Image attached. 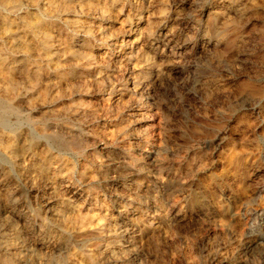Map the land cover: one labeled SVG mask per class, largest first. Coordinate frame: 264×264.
Instances as JSON below:
<instances>
[{"label":"rangeland","instance_id":"rangeland-1","mask_svg":"<svg viewBox=\"0 0 264 264\" xmlns=\"http://www.w3.org/2000/svg\"><path fill=\"white\" fill-rule=\"evenodd\" d=\"M31 1L0 0V264H264V0Z\"/></svg>","mask_w":264,"mask_h":264},{"label":"bare ground","instance_id":"bare-ground-1","mask_svg":"<svg viewBox=\"0 0 264 264\" xmlns=\"http://www.w3.org/2000/svg\"><path fill=\"white\" fill-rule=\"evenodd\" d=\"M27 1V0H26ZM31 1V0H30ZM41 1V0H40ZM24 2V1H23ZM32 2V1H31ZM43 3V2H42ZM33 4H35V3H33ZM43 5V4H42ZM30 6V5H29ZM46 6V5H45ZM68 7V6H67ZM19 10V9H18ZM37 12H38V10H37ZM18 13V12H17ZM41 14V13H40ZM15 15V14H14ZM23 15V14H22ZM30 15V14H29ZM44 15V14H43ZM9 16V15H8ZM17 16H19V15H17ZM6 17V16H5ZM21 17V16H20ZM9 18V17H8ZM24 18V17H23ZM26 18V17H25ZM15 19H17V18H15ZM27 19V18H26ZM26 19H25V21H26ZM37 19H38V17H37ZM12 20V19H11ZM34 20H35V18H34ZM1 21V20H0ZM23 21V20H22ZM21 21V22H22ZM30 21V20H29ZM9 23V22H8ZM23 23V22H22ZM19 24V23H18ZM25 24V23H24ZM39 24V23H38ZM40 25V24H39ZM48 25V24H47ZM12 27V26H11ZM18 27V26H17ZM24 27V26H23ZM35 27V26H34ZM37 27V26H36ZM2 28V27H1ZM19 28V27H18ZM30 28V27H29ZM41 28H44V27H41ZM40 28V29H41ZM3 29V28H2ZM35 29H37V28H35ZM39 29V30H40ZM42 30V29H41ZM5 31V30H4ZM14 31V30H13ZM45 31V30H44ZM21 32V31H20ZM26 32V31H25ZM37 32V31H36ZM48 32V31H47ZM1 33V32H0ZM33 33V32H32ZM38 33V32H37ZM14 34V33H13ZM26 34H27V32H26ZM40 34V33H39ZM38 34V35H39ZM25 35V34H24ZM30 35V34H29ZM32 35V34H31ZM38 35H37V37H38ZM42 35V34H41ZM27 36V35H26ZM3 37V36H2ZM12 37V36H11ZM29 37V36H28ZM44 37V36H43ZM1 38V37H0ZM23 38V37H22ZM48 38V37H47ZM17 39V38H16ZM15 39V40H16ZM21 39V38H20ZM27 39V38H26ZM25 39V40H26ZM35 39V38H34ZM6 40V39H5ZM4 40V41H5ZM24 40V41H25ZM36 40V39H35ZM6 41H8V40H6ZM29 41V40H28ZM28 41H26V42H28ZM40 41V40H39ZM43 41V40H42ZM45 41V40H44ZM46 41H48V40H46ZM51 41V40H50ZM9 42V41H8ZM8 42H7V44H8ZM41 42V41H40ZM33 43V42H32ZM20 44V43H19ZM41 44V43H40ZM8 46V45H7ZM12 46V45H11ZM0 47H2V46H0ZM4 47V46H3ZM42 47V46H41ZM25 49V48H24ZM12 50V49H11ZM29 50V49H28ZM35 50V49H34ZM16 51V50H15ZM14 51V52H15ZM21 51V50H20ZM46 52H47V50H45ZM10 52H12V51H10ZM41 52V51H40ZM4 53H5V51H4ZM8 53V52H7ZM42 54H44V53H42ZM10 55H12V54H10ZM16 56V55H15ZM25 56V55H24ZM35 56H37V55H35ZM2 57H4L3 55H2ZM13 57V56H12ZM8 59H9V57H8ZM28 59V58H27ZM30 59V58H29ZM36 60V59H35ZM51 60V59H50ZM31 61V60H30ZM36 61H38V60H36ZM35 61V62H36ZM12 62V61H11ZM28 62V61H27ZM13 63V62H12ZM33 63V62H32ZM9 66V65H8ZM18 66V65H17ZM34 66V65H33ZM41 66V65H40ZM7 67V66H6ZM11 68V67H10ZM14 68V67H13ZM8 70V69H7ZM30 70V69H29ZM35 70H37V69H35ZM1 71V70H0ZM40 71V70H39ZM10 72V71H9ZM1 74V73H0ZM7 77V76H6ZM11 79V78H10ZM10 79H8V81L10 80ZM8 87V86H7ZM11 90H12V88H11ZM16 91V90H15ZM19 91V90H18ZM13 92V91H12ZM28 92V91H27ZM11 93V92H10ZM16 93V92H15ZM25 98V97H24ZM30 98V97H29ZM21 101V100H20ZM9 103V102H8ZM24 103V102H23ZM25 104H27V103H25ZM8 106V105H7ZM26 106V105H25ZM24 107V106H23ZM26 108H27V106H26ZM4 109H5V107H4ZM6 110V109H5ZM1 111V110H0ZM10 111V110H9ZM5 115H6V113H5ZM2 134V133H1ZM7 138H8V136H7ZM3 141V140H2ZM13 142V141H12ZM6 144V143H5ZM5 148V147H4ZM4 152V151H3ZM13 152V151H12ZM5 153V152H4ZM9 154H11V153H9ZM12 156V155H11Z\"/></svg>","mask_w":264,"mask_h":264}]
</instances>
